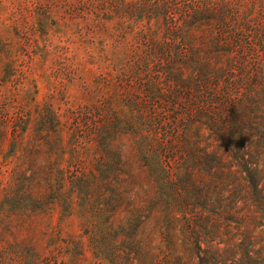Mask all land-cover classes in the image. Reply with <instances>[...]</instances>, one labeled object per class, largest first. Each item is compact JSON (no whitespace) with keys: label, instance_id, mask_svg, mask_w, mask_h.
Returning <instances> with one entry per match:
<instances>
[{"label":"rangeland","instance_id":"obj_1","mask_svg":"<svg viewBox=\"0 0 264 264\" xmlns=\"http://www.w3.org/2000/svg\"><path fill=\"white\" fill-rule=\"evenodd\" d=\"M261 90L264 0H0V264L158 261L190 119Z\"/></svg>","mask_w":264,"mask_h":264},{"label":"trees","instance_id":"obj_2","mask_svg":"<svg viewBox=\"0 0 264 264\" xmlns=\"http://www.w3.org/2000/svg\"><path fill=\"white\" fill-rule=\"evenodd\" d=\"M207 68H198L206 78ZM228 92L221 107L211 102L190 119L211 138L193 144L176 180L175 215L164 225L169 252L157 261L137 251L123 264H264V91L247 105Z\"/></svg>","mask_w":264,"mask_h":264}]
</instances>
